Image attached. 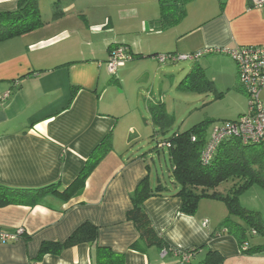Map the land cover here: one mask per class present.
Returning <instances> with one entry per match:
<instances>
[{"label":"crops","instance_id":"crops-1","mask_svg":"<svg viewBox=\"0 0 264 264\" xmlns=\"http://www.w3.org/2000/svg\"><path fill=\"white\" fill-rule=\"evenodd\" d=\"M0 6L14 10L16 0H1ZM184 10L183 19L165 30L168 39L148 54L206 51L191 61L193 66L198 65L214 83L216 75H208L214 69L230 82L238 81L235 63L219 51L263 46L264 8H252L248 0H191ZM158 18L159 11L156 19L144 21L147 32H165L152 30L151 23ZM66 19L62 15L51 24ZM49 27L46 22L39 30L0 43V98L10 91L0 103V186L35 190L59 184L64 188L108 135L111 151L90 173L80 195L70 201L47 196L32 207L0 208L1 232L23 230L17 241L0 242V264H94L87 244L36 261L43 243H63L83 223L98 229L99 247L124 256L122 264H187L179 254L201 247L218 253L223 264H264V252L243 255L232 236H211L227 216L222 206L202 202L215 211L196 210L188 216L180 213V199L167 195L149 198L143 206L174 252L156 247L142 251L139 234L126 214L132 207L130 195L142 179L151 176L149 157L138 150L157 131L148 109L149 103L157 102L146 97L141 111L140 85L126 90L124 79L132 68L114 76L105 68L109 46H126L132 65L137 62L133 55L142 53L107 35L114 33L109 17L84 18L83 28L72 38L65 28L49 31ZM86 42L92 46L86 49Z\"/></svg>","mask_w":264,"mask_h":264},{"label":"trees","instance_id":"trees-1","mask_svg":"<svg viewBox=\"0 0 264 264\" xmlns=\"http://www.w3.org/2000/svg\"><path fill=\"white\" fill-rule=\"evenodd\" d=\"M190 1L158 0L159 18L151 23L152 30L165 31L176 26L183 19L184 7ZM60 16L62 13L56 11L53 18ZM45 25L46 22L42 20L38 9V0H16L14 10L0 11V43L26 35ZM116 47L109 46V54ZM202 83H207L206 86L211 84L205 80L203 70L195 65L186 74L180 86L184 85L189 90H198ZM148 109L157 127L155 134L167 131L171 122L170 118L166 116L162 104L149 103ZM206 124L207 122H202L189 131L174 134L169 140L164 141L168 147L162 149L156 147L157 151L162 152L167 149L171 188L162 185L159 178H156L154 186L151 176L147 175L130 195L132 207L127 212L126 219L132 222L136 228L142 244V251L156 247L165 252H174L154 229L143 206L149 198L167 195L179 198L180 213L188 216L195 214L202 199L224 203L228 216L211 236H232L243 255L252 256L264 252V243L254 247L248 244V238L252 236L264 239V223L260 213L244 209L238 204L239 195L250 185L257 184L264 190V154L261 146L242 144L238 138L231 137L217 145L209 161L204 163L202 155L210 142V138L207 139L205 134ZM110 151L111 135H108L94 149L79 175L64 188H61L59 184L35 190H17L0 186V208L9 205L32 207L42 203L47 196L56 197L63 202L70 201L80 195L90 173ZM228 181L233 182L228 193L222 194L216 191L221 184ZM231 216L238 217L241 222L232 221ZM97 240L98 229L90 223H83L63 243H43L36 261L39 262L46 254L59 255L66 249L87 244L92 249L91 258L94 264L123 263V255L99 247ZM179 255L181 257L188 256L187 264H223L224 261L218 253L207 247L182 252Z\"/></svg>","mask_w":264,"mask_h":264},{"label":"rangeland","instance_id":"rangeland-1","mask_svg":"<svg viewBox=\"0 0 264 264\" xmlns=\"http://www.w3.org/2000/svg\"><path fill=\"white\" fill-rule=\"evenodd\" d=\"M68 3L71 6L67 7V10L65 6ZM7 8L0 6V11ZM38 9L42 20L48 22L49 31L65 28L69 32V38L74 37L75 32L83 28L84 18L100 21L102 18L109 17L114 33L110 34V32L107 35L114 37L117 42L123 39L134 52L141 51L142 55H133V61L137 60L134 65L128 63L129 60L123 67L117 69L116 73H126V70L132 68L124 79L126 90L133 85H140V88H138V103L141 111L145 107V98L152 96L157 103L162 104L166 116L170 118V128L162 133L150 134L144 140V145L142 144L141 149L138 150L149 157L147 163L150 167L151 180L154 186L156 185V178L160 179L162 185H167L170 188L172 186L169 182L170 163L167 149H164L163 152L157 151L158 143L169 140L174 134L189 131L202 122H207L205 134L206 138L209 139L215 127H219L226 122L237 121L240 116L248 112V102L240 91L238 81L233 82L232 79V82H230L228 78H223L214 69L208 75L209 77H211L210 75H216L218 79L216 83L205 77V80L211 83L209 86H206L207 83H202L200 89L189 90L184 85L180 86V84L186 74L193 68V62L160 63L156 56L148 54L150 53L148 52L149 49L157 48L160 42H165L168 39L167 34H169L166 31L150 33L145 29L144 21L158 17V0H38ZM56 11H60L63 16L69 19H66L65 23L51 24ZM87 43H85L87 45L86 49L92 46H88ZM166 52H162L160 55H166ZM151 59L154 61H151ZM124 67L125 69H123ZM228 84L232 85L231 89L225 94L220 93V89H224ZM133 100L137 103L134 94ZM260 100L264 108V94L260 96ZM232 186L233 182L228 181L221 184L216 191L226 194ZM202 202L203 204L209 202L210 204L222 206L228 216L224 203L202 199L197 210L204 212L215 210H212L213 207L200 205ZM238 204L244 209L260 213L264 223V190L257 184L250 185L239 195ZM231 219L237 223L241 222L236 216H231ZM263 243L264 239L261 237L252 236L248 238V244L251 247Z\"/></svg>","mask_w":264,"mask_h":264},{"label":"built area","instance_id":"built-area-1","mask_svg":"<svg viewBox=\"0 0 264 264\" xmlns=\"http://www.w3.org/2000/svg\"><path fill=\"white\" fill-rule=\"evenodd\" d=\"M248 6L262 9L264 8V0H248ZM219 52L228 55L235 63L239 87L247 98L248 112L237 121L226 122L213 129L210 142L202 155L204 163L209 161L217 145L231 137L238 138L242 144L260 145L264 154V108L260 100V92L264 88V45L260 47L222 50ZM205 53L206 51L189 55L167 54L156 56V58L160 63H175L177 61H193ZM129 60H131V56L128 53V48L124 45L117 46L110 52L108 60L105 63L108 74L114 76L117 69L123 67ZM9 95L10 91L6 92L0 98V103L7 99ZM157 147L162 149L168 147V144L160 142L157 144ZM203 225L205 226L206 222ZM22 235V229L10 233L0 231V242H15ZM182 261L188 263V256H183Z\"/></svg>","mask_w":264,"mask_h":264}]
</instances>
